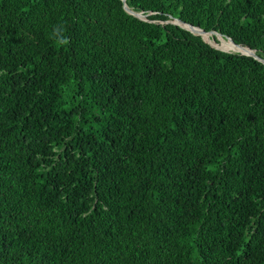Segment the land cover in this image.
I'll list each match as a JSON object with an SVG mask.
<instances>
[{
  "label": "trees",
  "instance_id": "obj_1",
  "mask_svg": "<svg viewBox=\"0 0 264 264\" xmlns=\"http://www.w3.org/2000/svg\"><path fill=\"white\" fill-rule=\"evenodd\" d=\"M174 19L264 59V0H0V264H264V63Z\"/></svg>",
  "mask_w": 264,
  "mask_h": 264
},
{
  "label": "bare ground",
  "instance_id": "obj_2",
  "mask_svg": "<svg viewBox=\"0 0 264 264\" xmlns=\"http://www.w3.org/2000/svg\"><path fill=\"white\" fill-rule=\"evenodd\" d=\"M176 22H178L180 25H182L183 27L187 28L188 30H190L191 32L195 33V34H200V35H204V34H209L212 35V32H203L201 31L199 28L191 26L190 24H186L182 21L176 20ZM216 35H218L219 37H221V39H223V43L225 45V47L221 44H218L216 41H214V39L211 41L210 39H208L209 42H211L213 45L220 47L224 50H230V48H233L234 51H241V52H245V53H254V50L250 49L249 47H245V48H239L241 47L240 45H235L230 39H225L223 36H221L218 33H215ZM228 49H227V48ZM244 47V46H242ZM248 48V49H247ZM244 49V50H243ZM231 51V50H230Z\"/></svg>",
  "mask_w": 264,
  "mask_h": 264
},
{
  "label": "water",
  "instance_id": "obj_3",
  "mask_svg": "<svg viewBox=\"0 0 264 264\" xmlns=\"http://www.w3.org/2000/svg\"><path fill=\"white\" fill-rule=\"evenodd\" d=\"M123 2L125 1V0H122ZM124 8H125V10L129 13V14H132L133 16H135L136 18H138V19H141V20H145V21H147V18L141 13V12H134V11H132L131 9H129L126 5H125V3H124ZM176 20H178V19H174L173 21H166V22H170V23H173V24H176V25H179L180 27H182V28H184L182 25H180L178 22H176ZM180 21V20H179ZM192 26V25H191ZM198 28V27H197ZM185 29V28H184ZM201 31H203V32H205L204 30H202L201 28H199ZM208 32H213V33H218L217 31H208ZM218 34H220V33H218ZM194 35H199V34H194ZM221 36H223L222 34H220ZM200 36V35H199ZM202 37V36H201ZM203 38V37H202ZM228 39H230L232 42H233V40L230 38V37H227ZM204 39V38H203ZM205 40V39H204ZM207 41V40H206ZM210 45H212V46H214L213 44H211L209 41H207ZM234 43V42H233ZM235 44V43H234ZM235 45H240V44H235ZM214 47H216V48H218V49H220V50H224V49H222V48H220V47H217V46H214ZM224 51H229V50H224ZM233 52H239V53H241V54H245V55H249V56H252V57H254L255 59H257V60H259V61H261L262 63H264V59L263 58H260V57H258L255 53H245V52H241V51H233Z\"/></svg>",
  "mask_w": 264,
  "mask_h": 264
},
{
  "label": "rangeland",
  "instance_id": "obj_4",
  "mask_svg": "<svg viewBox=\"0 0 264 264\" xmlns=\"http://www.w3.org/2000/svg\"><path fill=\"white\" fill-rule=\"evenodd\" d=\"M144 15V14H143ZM146 17V15H144ZM215 41V40H214ZM223 41V39H222ZM212 44V43H211ZM224 44V43H223ZM215 46V45H214ZM225 46V45H224ZM229 48V47H228ZM234 48V47H233ZM233 48H230V50H234Z\"/></svg>",
  "mask_w": 264,
  "mask_h": 264
}]
</instances>
